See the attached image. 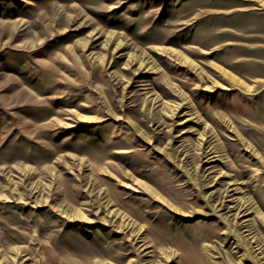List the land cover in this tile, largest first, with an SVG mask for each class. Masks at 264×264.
<instances>
[{
    "label": "rangeland",
    "instance_id": "obj_1",
    "mask_svg": "<svg viewBox=\"0 0 264 264\" xmlns=\"http://www.w3.org/2000/svg\"><path fill=\"white\" fill-rule=\"evenodd\" d=\"M214 190L264 216V0H0V264H229Z\"/></svg>",
    "mask_w": 264,
    "mask_h": 264
},
{
    "label": "bare ground",
    "instance_id": "obj_2",
    "mask_svg": "<svg viewBox=\"0 0 264 264\" xmlns=\"http://www.w3.org/2000/svg\"><path fill=\"white\" fill-rule=\"evenodd\" d=\"M189 63L191 65L195 66V64L192 60H189ZM145 108L148 112V116L151 118L152 121H154L155 123H162L164 121L163 116L161 114H159V112L154 108L153 105H148V103L145 102ZM115 117H116V115H115ZM117 119H120V118H117ZM180 124H182V123H180ZM129 125L147 143L154 144V142L151 140V138H149V136L147 135L146 131L144 129H142L139 126V124H137L133 120H129ZM176 137H178V136H176ZM206 142H207V140L205 139L204 143H206ZM172 143H173V140L171 139L170 141L167 142V146H170ZM208 143H210V142H208ZM155 148H156V150H158L159 153H163L169 157L171 156V154L169 152V149H170L169 147L155 146ZM198 150H199V148H198ZM210 154L212 155L213 152H211ZM198 157H199V155L195 156V158H198ZM213 157H215V156H211L209 159H211ZM185 158L186 157L180 158V161L182 162L181 166L185 168V171L189 174V176L192 178V180L197 184H199L198 181L199 182L201 181V185L203 186V189L211 188L213 184H211L206 179V176L203 173V169L198 165L192 166L191 164L188 163V161ZM146 189L148 191H150L152 194H154V195L158 196L160 199H162L169 207H171L172 209L176 210L179 213H182V210L180 208H178L173 203H171L169 200H167L154 187L147 184ZM234 190H237V188H234ZM217 195H218L217 190L206 191L204 193V199H205V203H206L205 205H207V207L210 208V210L201 209V208L200 209L193 208L192 213L195 215H203L205 217L211 216L214 213H217L218 216L220 217V219L222 220L223 224H224V229L222 231V234L225 236V238H224L223 242L224 243L227 242V239H228L227 236L228 235H232V234L234 236L236 235L237 237L235 236L233 239V243L236 245L234 248L239 249L241 247L240 246L241 243H244L245 247L248 249V251L251 255V258L254 260V262H256V264H264V261H263L264 255H262L263 252L260 249L259 242H258L259 240L254 235H252V233H253L252 228L253 227L250 226V223H249L250 219L246 218L251 213L258 214L262 218V220H264V216H262L256 210V208H254L252 206L251 201L249 202V200H247V199L242 198L241 200L236 201L235 198H232V196H230V198H228V199H219L218 198L219 196H217ZM119 213L120 212H118V211L116 212V214H119ZM129 225H130V223H127V226H129ZM130 228H132L131 225H130ZM132 232L133 233L135 232L134 229H132ZM134 234H135V236L137 235V233H134ZM140 242H142V246L144 247V249L148 248V246L146 245L147 243H145V240H140ZM223 242L222 243L216 242V244H211V245L209 244V248L212 251L219 254L223 258V260L229 264H245V257H244L245 254L244 253L242 254L243 257L241 259L236 260L234 258L236 251L230 252L227 249H225ZM94 253H95V250H93L91 248L87 249L86 254L84 255L85 258H83V261H82L83 264H93L90 261V259H91V255H93ZM207 254H209V253L207 252ZM165 257H166L167 262H169L172 259L171 258L172 256L168 255V254H165ZM120 260L123 261L121 257H120ZM102 264H105V263H102ZM132 264H133V262H132Z\"/></svg>",
    "mask_w": 264,
    "mask_h": 264
}]
</instances>
